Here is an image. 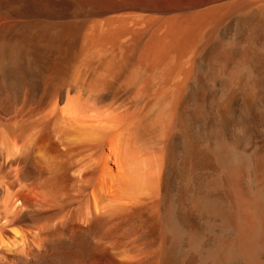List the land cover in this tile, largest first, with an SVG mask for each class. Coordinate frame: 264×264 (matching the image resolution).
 <instances>
[{
	"label": "bare ground",
	"instance_id": "bare-ground-1",
	"mask_svg": "<svg viewBox=\"0 0 264 264\" xmlns=\"http://www.w3.org/2000/svg\"><path fill=\"white\" fill-rule=\"evenodd\" d=\"M127 12L154 18L134 27ZM240 19L258 29L262 72L224 54L223 92L253 96L264 88V0H0V264H264V132L202 144L217 168L187 202L208 240L184 226L164 177L185 93L221 91L199 76L201 53L218 36L239 44ZM36 48L59 54L37 105L24 87ZM123 74L137 102L156 88L154 112L101 104L97 92ZM136 213L151 221L149 245L130 237Z\"/></svg>",
	"mask_w": 264,
	"mask_h": 264
},
{
	"label": "rangeland",
	"instance_id": "rangeland-1",
	"mask_svg": "<svg viewBox=\"0 0 264 264\" xmlns=\"http://www.w3.org/2000/svg\"><path fill=\"white\" fill-rule=\"evenodd\" d=\"M126 14L130 19V25H132L131 22L133 23V21L134 25L138 19L137 24L134 25V27L141 26V23H138L139 19L142 21V19H149V17H152L150 19L154 18V14H149L147 16L144 15L145 17L140 14L138 15V13L135 12H127L124 16H126ZM132 19L134 20L132 21ZM237 21L238 22H235L233 27L232 36L235 34L234 37L238 38L239 44L231 46L228 44V40L218 36V38H216L215 41L210 44L200 56V61L204 64L205 68L204 70L199 71V76L206 82L220 88L222 93L221 91L216 94L209 93L199 83H195L194 87L185 93L181 101L182 111L184 112V115L186 114L185 116H187V118H185V129L174 131L172 136L168 139L169 158L166 164L167 168H165L166 170L164 171L165 180H170L169 183L172 187V193L175 191L174 195H176L174 198L175 200L177 199L176 202L179 204V215L184 226L189 230H193L195 233L197 232L200 237H205L204 240H208L211 237V232L209 231V228H207V223H205L207 222L206 217L203 215L200 216L199 213L197 214V212L194 211L187 202L189 192L198 191L200 189L202 190V182L204 179H206L212 170L217 168L213 156L206 149H204L202 144L211 143L213 139L218 137L220 132H223L235 141L245 140L247 128H251L256 132H264V88L262 91L254 94L253 96L247 94L246 90L236 87L223 92L224 86L227 87L226 83H228L223 77L222 72L220 73L224 54L231 53V57L235 60L238 59L236 57L245 58L249 64H252L251 66L256 73L262 72L258 67H255L253 56L255 44L259 36V32L256 31L258 29L254 25L252 19H240V21ZM62 48L71 49L72 45L69 41H66ZM30 57H32L33 60L32 58L30 59ZM23 59L24 58H21L22 61H19L20 65L22 64V66L24 65L25 67L24 63L27 62L26 68L29 70L32 69L31 75L34 72V76L29 75L27 77H30V79L27 80L30 82H24V87H27V85L30 87L32 85L31 87L33 88H27L29 91L32 89L29 93L32 94L30 96H32L34 102L31 99V103H34L35 105L41 104L45 100L50 82L53 78L51 67L59 60V54L54 50H50L47 53V51L43 52L41 49L36 48L33 52V56H29V59L28 57L26 58V60L28 59L32 61L28 63V61L24 59V63H22ZM28 66H30L31 69ZM125 74L118 79L113 80L111 86L97 92L101 104L107 108L115 110L116 112H125L129 107L130 108L128 110H133L137 108L136 106L138 104L141 106H138V108L145 109L147 113H150L151 110L154 112L156 110H154L156 103V93L154 90L156 88L153 87L150 91H148L141 98L143 100L141 103L137 102V98L139 99L140 97L139 92H137L135 87L127 85L126 81L123 79L125 78ZM262 76L264 81V72ZM124 82L126 84H124ZM25 88L23 92L27 90ZM232 89L233 92H231ZM135 90L137 93L135 94L136 97L134 95ZM222 94L226 95L225 98ZM154 96L155 98H152ZM20 100L21 99L17 101L18 105L20 104ZM118 104L119 106H117ZM189 175L194 183H186V178ZM175 180L177 181L174 182ZM193 185L194 187H192ZM173 186L176 187L174 191ZM217 195L223 196L220 191L217 192ZM134 215L132 214L129 217V222L127 221L126 225L127 227H130L128 225L131 224L132 229H129L131 232L130 237L134 234V237L132 236V238H137L135 241L138 240L137 242L139 243L149 245L155 238L154 233L152 235L151 231V234L148 232L151 221L149 219L147 220L146 216H141L138 213ZM192 260L194 261V258Z\"/></svg>",
	"mask_w": 264,
	"mask_h": 264
},
{
	"label": "water",
	"instance_id": "water-1",
	"mask_svg": "<svg viewBox=\"0 0 264 264\" xmlns=\"http://www.w3.org/2000/svg\"><path fill=\"white\" fill-rule=\"evenodd\" d=\"M233 96H234V95H233ZM233 96H232V97H233ZM242 98H243V97H242Z\"/></svg>",
	"mask_w": 264,
	"mask_h": 264
}]
</instances>
